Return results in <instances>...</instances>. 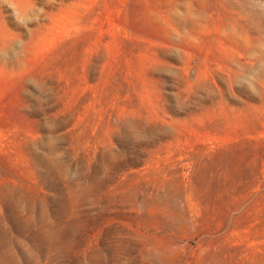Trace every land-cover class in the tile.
<instances>
[{
    "label": "rangeland",
    "instance_id": "374dc122",
    "mask_svg": "<svg viewBox=\"0 0 264 264\" xmlns=\"http://www.w3.org/2000/svg\"><path fill=\"white\" fill-rule=\"evenodd\" d=\"M0 264H264V0H0Z\"/></svg>",
    "mask_w": 264,
    "mask_h": 264
}]
</instances>
